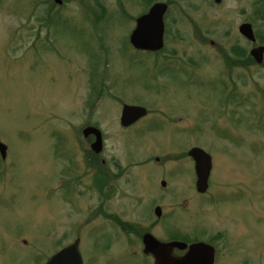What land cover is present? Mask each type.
I'll use <instances>...</instances> for the list:
<instances>
[{"label": "rangeland", "instance_id": "obj_1", "mask_svg": "<svg viewBox=\"0 0 264 264\" xmlns=\"http://www.w3.org/2000/svg\"><path fill=\"white\" fill-rule=\"evenodd\" d=\"M60 1L0 0V264H43L46 240L64 232L81 264H151L146 231L209 243L213 264H264V52L231 73L223 60L231 46H264V0ZM155 1L167 5L156 55L127 40ZM123 103L148 115L121 127ZM89 125L116 175L101 204L97 166L83 165ZM193 146L211 155L213 201L193 191Z\"/></svg>", "mask_w": 264, "mask_h": 264}, {"label": "water", "instance_id": "obj_2", "mask_svg": "<svg viewBox=\"0 0 264 264\" xmlns=\"http://www.w3.org/2000/svg\"><path fill=\"white\" fill-rule=\"evenodd\" d=\"M220 0H215L214 3ZM56 4H61L60 0H53ZM167 5L162 2H155L152 4L144 14L135 17V27L129 33L128 42L134 50H143L144 52H157L163 44V15H165ZM238 34L244 37L248 42H254L256 39L253 35L251 25L242 22L239 24ZM264 46H253L250 48L249 56L255 63L261 64L263 61ZM120 109L119 125L130 126L134 121L140 119L147 112L146 107L136 106L134 104L126 105L123 103ZM90 134L94 135V141L90 143V149L94 152H101V136L99 129L94 126H85L82 128L81 135L88 137ZM187 156L191 157L193 162V171L196 176L194 186L197 192H205L207 187V179L210 171V157L208 153L200 149L199 146H193L186 151ZM6 154V145L0 142V158L4 159ZM165 182H160L161 187H164ZM153 214L160 215L159 206H155ZM140 240H142L141 251L145 256L149 254L152 258L151 264H213L214 247L206 244L203 241L191 242L186 245L180 240H162L155 239L150 232L142 233ZM78 239H74L70 245L64 247L63 250L55 253L53 257H49L45 264H81V257L77 250ZM185 250L183 254L174 256L172 251Z\"/></svg>", "mask_w": 264, "mask_h": 264}, {"label": "flooded vegetation", "instance_id": "obj_3", "mask_svg": "<svg viewBox=\"0 0 264 264\" xmlns=\"http://www.w3.org/2000/svg\"><path fill=\"white\" fill-rule=\"evenodd\" d=\"M155 2H157V1H155ZM155 2L153 3V2H150V5L147 7V9L152 5V4H155ZM220 2V1H219ZM147 9L145 10V11H147ZM167 9V8H166ZM141 14V13H140ZM143 14V13H142ZM135 20V19H134ZM134 20H133V22H134ZM134 27H135V25H134ZM132 30V28L130 29V31ZM130 31H129V33H130ZM129 37V36H128ZM128 37H127V40H128ZM129 43V42H128ZM130 46H132V45H130ZM133 48V47H132ZM148 53H151L150 51H147ZM146 52V53H147ZM264 52V51H263ZM99 87V86H98ZM92 90V89H91ZM99 90V89H98ZM97 89L96 90H94L95 92H97L98 91ZM95 96H96V94H95ZM94 101H96V97H95V100ZM94 101H92L91 102V104H88V107H91V109H92V107H93V105H92V103L94 102ZM146 115H148V112H146V114L144 115V116H146ZM144 116H142L141 118H144ZM119 117H120V114H119ZM140 118V119H141ZM140 119H137L136 121L138 122ZM136 121H134L133 123H135ZM132 123V124H133ZM119 126H121V125H119ZM95 127V126H94ZM121 127H127V126H121ZM129 127V126H128ZM96 129H98V128H96ZM99 131H100V136H101V140L103 141L104 139L102 138V133H101V129H99ZM83 138H86V140L88 139V150H89V152H87L88 154H87V156H85V161H86V163H83V165L84 166H86L87 167V165H88V162H90V164H89V166H88V168H90L91 166L93 167V165L92 164H94V165H96L97 167H95V175H97V177H96V181L98 182V183H96L95 185V189H96V191L98 192L97 194H98V197H99V201H100V204L103 202V198L105 197V195H106V193L107 192H109L110 194L111 193H113V189H114V181H115V178H116V175H115V173H113V171H111V170H109V168H108V166H106V160L104 159V158H102V157H98V155H99V153H101V152H94L93 150H91L90 149V143L92 142V141H94L93 139H94V135H92V134H90L88 137H83ZM102 141H101V151H102ZM94 154H98L97 155V157H94ZM189 157V159L191 160V157L190 156H188ZM157 159H159L158 157L155 159V160H157ZM210 160H211V157H210ZM77 162V161H76ZM191 163H192V166H193V162H192V160H191ZM86 164V165H85ZM115 166H118V165H116V164H114ZM210 165H211V167H210V171H209V177H208V179H207V187H206V189H205V192H197L196 190H195V188H196V186H194V189H193V191L195 192V194L196 195H198V196H204V197H207V196H209L208 198H207V200L208 201H213V198H212V196H210L209 195V187H211L210 186V181H209V178L211 177V175H210V173H211V170H212V167H213V165H212V161L210 162ZM194 167V166H193ZM194 172V171H193ZM194 176H195V174H194ZM195 178H196V176H195ZM195 178H194V182H195ZM162 182V181H161ZM107 196H108V194H107ZM212 198V199H211ZM211 199V200H210ZM155 206H157V205H155ZM155 206L153 207V211L155 210L154 208H155ZM153 211H152V214H153ZM161 213V212H160ZM104 214V213H103ZM102 214V215H103ZM108 215H111V214H108ZM115 216V215H114ZM113 215H111V217H114ZM153 216L154 217H156V218H158L157 216H155L154 214H153ZM116 217V216H115ZM110 220V219H109ZM111 221V220H110ZM112 224H113V221H112ZM146 232H148V231H146ZM126 234H130V233H126ZM144 234V233H143ZM66 235H68V234H66V232H64V234H58L57 235V237H54V238H52V239H50V237H49V239H47L46 240V245H50V247H48L44 252H45V255L47 256L46 258H45V261H44V263L43 264H45V262H46V260L49 258V257H53L54 256V254L55 253H57V252H59L60 250H63L64 249V247H66V246H68V245H70V243H72L71 241H66ZM142 235V234H141ZM51 236V235H50ZM141 237V236H140ZM47 238V237H46ZM181 241V240H180ZM195 241V240H194ZM199 241V240H198ZM198 241H195V242H198ZM23 242V244H27V242H26V240L24 241H22ZM184 242V241H183ZM191 242H193V241H187V243L186 242H184L186 245H188L189 243H191ZM209 244V243H208ZM211 245V244H210ZM212 247H214L213 245H211ZM215 248V247H214ZM216 249V248H215ZM215 249H214V254H215ZM173 252V254H174V256H178V255H180V254H183L184 252H185V250H178V251H176V250H174V251H172ZM147 255H149V254H147ZM150 256V255H149ZM150 258H151V256H150ZM152 259V258H151ZM59 263V261H57V264Z\"/></svg>", "mask_w": 264, "mask_h": 264}, {"label": "trees", "instance_id": "obj_4", "mask_svg": "<svg viewBox=\"0 0 264 264\" xmlns=\"http://www.w3.org/2000/svg\"><path fill=\"white\" fill-rule=\"evenodd\" d=\"M95 4L98 7V10L100 11V16H101L100 19L104 18L105 6H101V4H99V2H96ZM262 13L264 14L263 11H262ZM57 19H59V18H56V19L53 18V20H50V21H51V23H53V22L56 23ZM230 51H231V53L234 56H228L227 53L224 54V56H223V60L225 61L224 65H225V68L227 69V72L231 73L230 70L232 69V67H235V66H238V67L243 66L244 67V66H249L251 64H255V61L252 59V57L251 56H247L244 53L245 51L242 48H239L237 46H231L230 47ZM154 55H156V53ZM261 64H262V62H261ZM90 83H91V81H90ZM91 85H92V83H91ZM91 88H92V86H91ZM104 89L105 88H103V85H102L101 89H99L97 92H95L96 101H98L100 99V95H101L100 93H104L105 92ZM234 94H235V92H233L232 90L229 92V95H231V96H234ZM235 100L237 102L236 105L242 104V102L237 100V98ZM104 216L105 217H109L110 220L113 221V224L115 223L116 225H119L121 230L124 231V232L125 231H127V232L131 231V232H133V234H135L137 236H140V234L142 232V230H139V228L136 225L132 226V224H128L126 222L123 223L119 218H117L115 216L111 217V215H108V214H105V213H104ZM169 239H174V240H178L179 239V240L184 241V242L187 241L184 238L173 237V236H170Z\"/></svg>", "mask_w": 264, "mask_h": 264}]
</instances>
